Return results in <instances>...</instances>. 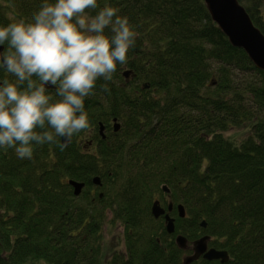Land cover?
<instances>
[{"label":"trees","instance_id":"16d2710c","mask_svg":"<svg viewBox=\"0 0 264 264\" xmlns=\"http://www.w3.org/2000/svg\"><path fill=\"white\" fill-rule=\"evenodd\" d=\"M238 2L264 35L261 0ZM42 3L0 0V26L31 22ZM97 4L93 15L107 5L127 17L136 45L112 81L97 80L85 98L89 131L65 150L35 145L20 159L0 149V264H185L177 235L189 244L209 236V247L227 251L224 264H264V72L229 43L204 0ZM113 118L120 130L100 140ZM233 127L250 129L238 145L224 136ZM90 140L92 154L82 148ZM70 182L83 184L78 196ZM167 197L185 213L174 208L172 234L151 215ZM105 231L119 237L103 260Z\"/></svg>","mask_w":264,"mask_h":264},{"label":"clouds","instance_id":"9594fccd","mask_svg":"<svg viewBox=\"0 0 264 264\" xmlns=\"http://www.w3.org/2000/svg\"><path fill=\"white\" fill-rule=\"evenodd\" d=\"M97 7V0H43L31 22L0 26V69L16 78L0 80V149L31 159L35 145L63 151L89 129L85 98L127 64L137 36L117 9L91 14Z\"/></svg>","mask_w":264,"mask_h":264},{"label":"water","instance_id":"95a60500","mask_svg":"<svg viewBox=\"0 0 264 264\" xmlns=\"http://www.w3.org/2000/svg\"><path fill=\"white\" fill-rule=\"evenodd\" d=\"M204 5L211 20L226 36L229 43L233 47L242 49L254 66L264 72V35L253 25L244 7L237 0H204ZM93 183L97 185L98 179L95 178ZM70 185L74 188V194L78 196L83 184L70 182ZM162 191L169 193V189L165 186H162ZM168 209L170 210L171 206ZM177 209L179 217L183 218L185 214L182 206H178ZM151 211L155 218L164 215L166 231L172 234L174 232L173 219L168 214L165 215V211L160 208L158 201L153 202ZM200 226L205 228V222H202ZM209 241V236H203L193 241L191 244L193 253L191 256L186 257L184 262L186 264L190 263L201 256L208 262L219 261L220 264L225 263L228 260L227 253L208 248ZM175 242L178 248H186V239L182 236H177Z\"/></svg>","mask_w":264,"mask_h":264},{"label":"flooded vegetation","instance_id":"af4514ba","mask_svg":"<svg viewBox=\"0 0 264 264\" xmlns=\"http://www.w3.org/2000/svg\"><path fill=\"white\" fill-rule=\"evenodd\" d=\"M0 47H1V51H4V49H5V47H6V45H0ZM5 78H7L10 82H15V77L14 76H12L10 73H7L4 69H0V80H3V79H5ZM47 87V86H46ZM48 89H54L53 87H47ZM111 122H112V120L110 121V124H109V126H108V128L106 129V126H104L103 124V126L100 124V128H98V137H99V139L101 138V136L102 135H104L105 136V139H106V137H109L110 136V134L111 133H113L112 132V126H111ZM117 123H119V122H117ZM116 123V125H118ZM88 131H89V129H88ZM95 135V133H94V131H91V134L89 135V137L91 138L92 136H94ZM85 138V137H84ZM90 138H87L88 140L90 139ZM87 139L85 138V140L84 141H87ZM105 139H102V140H105ZM101 140V139H100ZM90 142V144L91 145H84V147H83V145H82V148H83V150L85 151V152H88L89 154H92V151L94 150V151H96V148H97V143L96 142H93L92 140H90L89 141ZM81 143V142H80ZM95 143V144H94ZM92 146V147H91ZM169 199V197H167L166 199H165V202L167 203V207H164L163 205H164V202H162V201H160V200H156V201H158L159 202V206H160V208H162V209H164L165 211H166V209H168V207L169 206H171V216L174 218V216H173V210H174V208H175V211H176V215H177V205H175V207H173V204H172V202L170 201V200H168ZM159 218V217H158ZM158 218H156V219H158ZM162 218H163V220H164V215L162 216ZM106 230V229H105ZM192 244V243H191ZM191 244H189L187 241H186V248L185 249H181V250H183L184 252H186V254L184 255V259L186 258V257H189V256H191L192 255V246H191ZM208 245V244H207ZM208 248H211V247H209L208 246ZM121 249V248H120ZM122 251H124V248L122 247ZM200 259H203L201 256L198 258V259H196V260H192L190 263H193V262H197L198 260H200ZM204 260V259H203ZM218 262V261H217ZM185 263V262H184ZM190 263H187V264H190ZM211 263H213V262H211ZM186 264V263H185Z\"/></svg>","mask_w":264,"mask_h":264},{"label":"rangeland","instance_id":"374dc122","mask_svg":"<svg viewBox=\"0 0 264 264\" xmlns=\"http://www.w3.org/2000/svg\"><path fill=\"white\" fill-rule=\"evenodd\" d=\"M258 11H259L258 13L261 15V17L263 18V21H264V0H261L260 5L258 6ZM249 134H250L249 127H245V128L233 127L231 129H229L227 132H225L224 136L229 138L230 140H232L236 145H238L243 140L247 139ZM105 228H107V227H105ZM116 237H119V236H115L112 239V236H109V232L105 231L103 249H102V250H104V252L102 254V259L103 260H104L105 254H107L109 252V251H107V249L109 248L108 245L110 244V241L112 240L113 243H114L116 241V239H117ZM120 245H122V247L124 248V244H123L122 240H121V244Z\"/></svg>","mask_w":264,"mask_h":264},{"label":"bare ground","instance_id":"6f19581e","mask_svg":"<svg viewBox=\"0 0 264 264\" xmlns=\"http://www.w3.org/2000/svg\"><path fill=\"white\" fill-rule=\"evenodd\" d=\"M122 75L123 76H125V79H127V82H129V80L130 79H132L133 77H134V75L131 73V71H124L123 73H122ZM127 75H128V77H127ZM47 87H53L54 88V86H47ZM55 89V88H54ZM116 123H117V120L115 119V118H113L112 119V122H111V126H112V132L113 133H117V131L118 130H120V125H116ZM101 139H105V136L104 135H102L101 136ZM153 204V203H152ZM178 206H182L181 204H177V207ZM152 207V206H151ZM182 208H183V206H182ZM183 210H184V208H183ZM165 211V210H164ZM171 209L169 210V209H166V211H165V215L166 214H168V216L171 218V219H173V225H174V218L170 215L171 214ZM177 212H178V209H177ZM185 214V213H184ZM151 215H152V211H151ZM177 216L179 217V213H177ZM152 217H154L153 215H152ZM155 218V217H154ZM180 219H181V217H179ZM156 219V218H155ZM206 227V226H205ZM174 233V232H173ZM177 236H181V235H177ZM176 236V237H177ZM183 237V236H182ZM184 238V237H183ZM176 239V238H175ZM176 243V242H175ZM177 245V244H176ZM218 251H224V250H218ZM224 252H226L227 253V251H224ZM227 255H228V253H227ZM228 259H229V256H228ZM219 262V261H218ZM228 262V260L225 262V263H227ZM224 264V263H223Z\"/></svg>","mask_w":264,"mask_h":264}]
</instances>
